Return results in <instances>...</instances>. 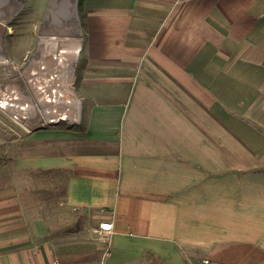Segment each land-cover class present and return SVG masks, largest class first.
<instances>
[{
	"label": "crops",
	"instance_id": "0c3cea01",
	"mask_svg": "<svg viewBox=\"0 0 264 264\" xmlns=\"http://www.w3.org/2000/svg\"><path fill=\"white\" fill-rule=\"evenodd\" d=\"M80 15L85 121L3 147L0 264H264V0Z\"/></svg>",
	"mask_w": 264,
	"mask_h": 264
},
{
	"label": "bare ground",
	"instance_id": "6f19581e",
	"mask_svg": "<svg viewBox=\"0 0 264 264\" xmlns=\"http://www.w3.org/2000/svg\"><path fill=\"white\" fill-rule=\"evenodd\" d=\"M23 6L24 0L5 8L0 6V18L8 22ZM79 27L77 0L51 1L40 29L38 49L24 71L36 103L32 96L25 98L19 93L18 84L7 83L5 86L0 84V108L9 111L18 121L33 117L37 107L49 121H79L81 102L76 98L73 87L81 46ZM7 62L5 55L0 54V64ZM21 98L26 103L16 105L15 102Z\"/></svg>",
	"mask_w": 264,
	"mask_h": 264
},
{
	"label": "rangeland",
	"instance_id": "374dc122",
	"mask_svg": "<svg viewBox=\"0 0 264 264\" xmlns=\"http://www.w3.org/2000/svg\"><path fill=\"white\" fill-rule=\"evenodd\" d=\"M51 1L52 0H24L22 10L8 21L3 36L5 58L8 62L6 64H0V84L2 86H5L7 83L18 84L19 93L25 98L27 96H32L35 103L36 98H34L31 88L24 76V71L28 66V61L38 49L40 29L45 23ZM79 1L80 0H78V4ZM18 2H20V0H0V6L5 8ZM78 17L80 20L79 34L81 38V46L75 66L73 87L76 98L80 100L77 79L79 62L84 48V26L80 12H78ZM23 99L24 98L19 99L15 104L22 106L26 103ZM21 109L22 107H20V110ZM84 112L81 104V117L79 121L70 122L68 120H60L55 122L49 121L43 114L41 108L37 107L36 113L33 117L18 121L9 114V111L0 108V156H5L3 147H5L7 141H17L22 136L28 135L36 130L46 128L55 129L57 126L58 128L64 129L72 127L79 128L80 126H83L85 121ZM94 239L100 247H103V240L99 236L96 235ZM80 262L92 263L88 261Z\"/></svg>",
	"mask_w": 264,
	"mask_h": 264
},
{
	"label": "built area",
	"instance_id": "2783aa9c",
	"mask_svg": "<svg viewBox=\"0 0 264 264\" xmlns=\"http://www.w3.org/2000/svg\"><path fill=\"white\" fill-rule=\"evenodd\" d=\"M113 229V224L111 223H105L101 224L97 229H95V234L99 236L102 240L108 241L109 235L111 234ZM109 254V251L107 250L106 255ZM53 264H62L58 260L54 261ZM75 264H89V263H75ZM93 264H104V262H99V263H93ZM203 264H210L209 260H203Z\"/></svg>",
	"mask_w": 264,
	"mask_h": 264
},
{
	"label": "water",
	"instance_id": "95a60500",
	"mask_svg": "<svg viewBox=\"0 0 264 264\" xmlns=\"http://www.w3.org/2000/svg\"><path fill=\"white\" fill-rule=\"evenodd\" d=\"M77 6H78V0H77ZM77 18H78V21L80 23V20H79V17H78V9H77ZM6 26H7L6 22L0 21V54H3V55H5L3 36H4V32H5ZM78 36H80L79 32H78Z\"/></svg>",
	"mask_w": 264,
	"mask_h": 264
},
{
	"label": "trees",
	"instance_id": "16d2710c",
	"mask_svg": "<svg viewBox=\"0 0 264 264\" xmlns=\"http://www.w3.org/2000/svg\"><path fill=\"white\" fill-rule=\"evenodd\" d=\"M82 7H83V0H80L79 1V10L80 12L82 11ZM82 20H83V17H82ZM85 25V23L83 22V26Z\"/></svg>",
	"mask_w": 264,
	"mask_h": 264
}]
</instances>
